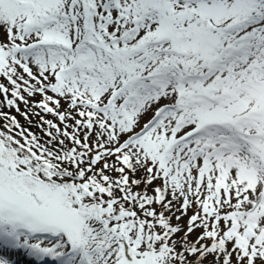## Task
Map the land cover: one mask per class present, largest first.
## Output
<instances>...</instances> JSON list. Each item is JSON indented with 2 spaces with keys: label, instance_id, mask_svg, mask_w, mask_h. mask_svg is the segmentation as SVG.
Instances as JSON below:
<instances>
[{
  "label": "snow or ice",
  "instance_id": "1",
  "mask_svg": "<svg viewBox=\"0 0 264 264\" xmlns=\"http://www.w3.org/2000/svg\"><path fill=\"white\" fill-rule=\"evenodd\" d=\"M0 97V264H264V0H0Z\"/></svg>",
  "mask_w": 264,
  "mask_h": 264
},
{
  "label": "rangeland",
  "instance_id": "2",
  "mask_svg": "<svg viewBox=\"0 0 264 264\" xmlns=\"http://www.w3.org/2000/svg\"><path fill=\"white\" fill-rule=\"evenodd\" d=\"M37 98H39V97H35V98H31V99H37ZM20 108H21V110L23 111L24 110V105L21 103L20 105ZM3 111H9V109H7L6 107L3 109ZM11 114L12 115H15L17 118H20L21 116H19V114H17L16 112H15V110L13 109V110H11ZM36 117H34V119H35ZM53 117H51L50 115H48L47 116V119H52ZM23 119V118H22ZM21 119V121L22 122H25V123H27L24 119L22 120ZM0 123H3L2 121H0ZM33 123H35V122H33ZM26 127H29V126H26ZM31 130L34 132V133H36V134H38L35 130H34V128L33 127H31ZM191 213H189V215H190ZM173 222L175 223V220H173Z\"/></svg>",
  "mask_w": 264,
  "mask_h": 264
},
{
  "label": "trees",
  "instance_id": "3",
  "mask_svg": "<svg viewBox=\"0 0 264 264\" xmlns=\"http://www.w3.org/2000/svg\"><path fill=\"white\" fill-rule=\"evenodd\" d=\"M0 99H2V97H0ZM37 100H38V99H37ZM37 119H38V118H35V119L33 118V122H35ZM34 124H35V123H34ZM33 127H34V126H33ZM34 130H35L37 133L41 134L38 128L34 127Z\"/></svg>",
  "mask_w": 264,
  "mask_h": 264
}]
</instances>
